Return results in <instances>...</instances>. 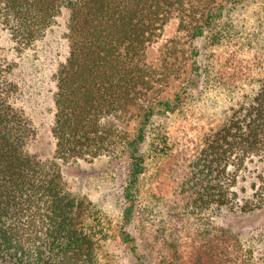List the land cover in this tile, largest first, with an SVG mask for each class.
I'll list each match as a JSON object with an SVG mask.
<instances>
[{"label": "trees", "instance_id": "16d2710c", "mask_svg": "<svg viewBox=\"0 0 264 264\" xmlns=\"http://www.w3.org/2000/svg\"><path fill=\"white\" fill-rule=\"evenodd\" d=\"M252 1L264 8V0H0V24L19 49L62 14L68 44L55 76L48 162L27 151L33 128L0 61V264H107L98 211L59 167L105 154L126 161L123 218L137 234L124 227L119 239L135 264L252 263L240 237L213 220L231 206V166L264 157V11L241 17ZM173 18L182 37L166 41L153 63L148 50ZM182 38L184 62L175 65L169 58ZM198 40L221 51L211 54L217 64L203 60ZM214 86L238 96L190 148L173 119Z\"/></svg>", "mask_w": 264, "mask_h": 264}, {"label": "rangeland", "instance_id": "374dc122", "mask_svg": "<svg viewBox=\"0 0 264 264\" xmlns=\"http://www.w3.org/2000/svg\"><path fill=\"white\" fill-rule=\"evenodd\" d=\"M258 4L259 1H252L241 17L251 16V10L264 11ZM251 18L254 21V17ZM65 23L66 14H62L42 39L22 49L17 47L8 30L0 24V61L6 69V76L17 85L11 100L22 109L33 128V135L27 142V151L43 162L55 158V140L51 127L55 112L56 71L68 54ZM178 36L182 37V32L178 29V20L173 18L165 25L156 43L149 48V60L155 63L163 44L169 39L179 38ZM182 42L183 38L178 43V56H171L170 63L179 65L184 62ZM195 44L199 46L205 62L217 64L215 55L211 54L215 52V57L218 58L221 51H214L202 40ZM204 94L203 99L196 102L197 107L194 106L190 112L178 114L173 119L178 124L173 127L176 137L190 148L201 133L218 124L228 114L238 96L228 93L222 86H214ZM159 116L155 117V122L162 118ZM149 165V172L153 175L155 161L150 160ZM59 167L70 190L86 196L98 211L104 235L101 240L103 260L107 264H135L131 252L119 239V232L124 227L133 235L137 234L134 222L125 223L123 218L126 206V161L122 157L105 154L94 159L59 160ZM263 167L264 157L262 159L260 156L247 158L240 168L231 166L230 170L235 176L229 190L231 206L213 213V220L217 225L240 237L245 250L251 255V264H264V203L257 205L256 195L261 190L264 197L261 179ZM146 180L147 183L151 182L148 176ZM247 201H251L253 207L246 210L242 206Z\"/></svg>", "mask_w": 264, "mask_h": 264}]
</instances>
